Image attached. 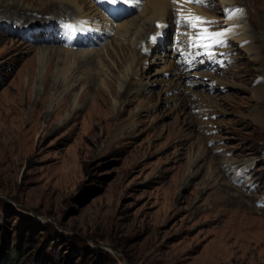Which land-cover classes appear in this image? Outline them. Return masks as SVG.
<instances>
[{
    "label": "rangeland",
    "instance_id": "rangeland-1",
    "mask_svg": "<svg viewBox=\"0 0 264 264\" xmlns=\"http://www.w3.org/2000/svg\"><path fill=\"white\" fill-rule=\"evenodd\" d=\"M104 1L0 0V263L264 264V0Z\"/></svg>",
    "mask_w": 264,
    "mask_h": 264
},
{
    "label": "snow or ice",
    "instance_id": "snow-or-ice-1",
    "mask_svg": "<svg viewBox=\"0 0 264 264\" xmlns=\"http://www.w3.org/2000/svg\"><path fill=\"white\" fill-rule=\"evenodd\" d=\"M113 2L115 3L116 0H113ZM124 2L128 3L129 0H124ZM177 2L178 0H173V4H176ZM186 2L203 4L204 0H186ZM241 12V9L232 10L228 13L227 18L232 19ZM181 18L188 28L194 30V34L189 36V46L192 48L204 49V54L209 56L212 55L211 49L216 46H224L225 37L231 31V29L210 31L206 25H209L212 22L192 13H189L187 16H182ZM177 22L179 23L180 21ZM157 27H160V25L158 24Z\"/></svg>",
    "mask_w": 264,
    "mask_h": 264
},
{
    "label": "bare ground",
    "instance_id": "bare-ground-1",
    "mask_svg": "<svg viewBox=\"0 0 264 264\" xmlns=\"http://www.w3.org/2000/svg\"><path fill=\"white\" fill-rule=\"evenodd\" d=\"M230 2H231V5L233 4L232 2H233V0H229ZM105 2V4L106 5H108V6H112L114 9H115V11L117 10V8L120 6L119 5V3H120V1L119 0H116V2L114 3L113 2V0H105L104 1ZM153 2H154V9H155V13L156 14H160L163 10H164V5L162 4V0H153ZM230 5V6H231ZM126 8H130L129 6H127V7H124V9L123 8H118V10L119 9H121V10H119V11H123V10H125ZM118 12V11H117ZM120 13V12H119ZM173 14V12H172V10H171V15ZM89 23V21H88V19L87 18H83V19H81V18H79L78 19V23H81V24H83V26H81L80 27V32L81 31H83L86 27V24H88ZM50 29V28H49ZM99 33H97V39L95 40V41H98V40H102V36H104V40L105 39H107V36H105V34H100V35H98ZM146 39L148 38V34H147V36L145 37ZM104 42V41H103ZM105 47L106 46H104V49H105ZM98 50V49H97ZM34 74V73H33ZM70 82L71 83H74L75 81H73L72 79L70 80Z\"/></svg>",
    "mask_w": 264,
    "mask_h": 264
},
{
    "label": "trees",
    "instance_id": "trees-1",
    "mask_svg": "<svg viewBox=\"0 0 264 264\" xmlns=\"http://www.w3.org/2000/svg\"><path fill=\"white\" fill-rule=\"evenodd\" d=\"M22 251L23 247L13 245V247L9 248V252L3 256L2 262L0 264H16Z\"/></svg>",
    "mask_w": 264,
    "mask_h": 264
}]
</instances>
